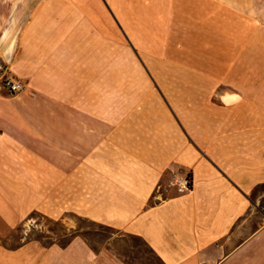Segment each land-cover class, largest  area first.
<instances>
[{
	"label": "crops",
	"instance_id": "1",
	"mask_svg": "<svg viewBox=\"0 0 264 264\" xmlns=\"http://www.w3.org/2000/svg\"><path fill=\"white\" fill-rule=\"evenodd\" d=\"M114 1L0 0V264H264V0H141L181 73L140 89ZM35 213L114 233L7 245Z\"/></svg>",
	"mask_w": 264,
	"mask_h": 264
},
{
	"label": "rangeland",
	"instance_id": "2",
	"mask_svg": "<svg viewBox=\"0 0 264 264\" xmlns=\"http://www.w3.org/2000/svg\"><path fill=\"white\" fill-rule=\"evenodd\" d=\"M133 8V16H119V24L123 28L129 31V37L133 41L132 51L134 56V64L132 72L135 75L134 87L140 89L143 86V82L136 80L137 75L140 72L151 71L154 73H163L167 75H175L181 73L172 63L166 62L165 58H161L159 53L164 52L163 45L165 44L166 34L160 32L161 24L165 20L170 21L171 18L164 17H142V1L141 0H116L113 2L115 10L119 11L127 7ZM157 4V3H156ZM157 8V5L152 6ZM145 29L143 25H145ZM171 26V25H170ZM119 37L122 36V32L118 29ZM168 36L173 37V31L168 33ZM145 64V66H144ZM147 67V68H146ZM147 69V70H146ZM12 79L5 73V68H0V85L1 88L6 90L8 94L14 95L5 87V81ZM151 87L158 89V84L164 88H173L174 85H180L181 82H176L170 79L158 81L151 77ZM18 93V92H17ZM169 99V98H167ZM25 223L17 225V228L13 231V234L7 238V245L14 246L28 239H39L44 244L51 243H67L72 237H74L78 231L86 235L91 244L99 249L108 246V239L114 233V230L101 227L90 223L83 219H77L72 215L68 217L64 222L60 219H54L47 217L44 213H35L29 218H24ZM68 221V224H66ZM79 228L81 230H79ZM123 244V243H121ZM137 246L136 242H133ZM135 264H155L154 258L149 256L145 252V247L138 244L135 248L134 255ZM150 259V260H149Z\"/></svg>",
	"mask_w": 264,
	"mask_h": 264
},
{
	"label": "built area",
	"instance_id": "3",
	"mask_svg": "<svg viewBox=\"0 0 264 264\" xmlns=\"http://www.w3.org/2000/svg\"><path fill=\"white\" fill-rule=\"evenodd\" d=\"M4 84L11 93L20 92L24 88L20 82L13 79H7ZM191 186L192 181L189 175H181L178 173L174 174L167 183V187L177 188L181 192L189 191Z\"/></svg>",
	"mask_w": 264,
	"mask_h": 264
},
{
	"label": "bare ground",
	"instance_id": "4",
	"mask_svg": "<svg viewBox=\"0 0 264 264\" xmlns=\"http://www.w3.org/2000/svg\"><path fill=\"white\" fill-rule=\"evenodd\" d=\"M225 101H226V102H231V99H229V98H225Z\"/></svg>",
	"mask_w": 264,
	"mask_h": 264
},
{
	"label": "trees",
	"instance_id": "5",
	"mask_svg": "<svg viewBox=\"0 0 264 264\" xmlns=\"http://www.w3.org/2000/svg\"><path fill=\"white\" fill-rule=\"evenodd\" d=\"M63 245H65V244H63Z\"/></svg>",
	"mask_w": 264,
	"mask_h": 264
}]
</instances>
